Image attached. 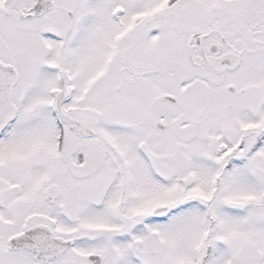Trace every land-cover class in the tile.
I'll return each mask as SVG.
<instances>
[{"label":"snow or ice","instance_id":"obj_1","mask_svg":"<svg viewBox=\"0 0 264 264\" xmlns=\"http://www.w3.org/2000/svg\"><path fill=\"white\" fill-rule=\"evenodd\" d=\"M0 264H264V0H0Z\"/></svg>","mask_w":264,"mask_h":264}]
</instances>
